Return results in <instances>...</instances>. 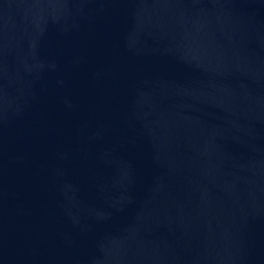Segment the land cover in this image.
I'll list each match as a JSON object with an SVG mask.
<instances>
[{
	"label": "water",
	"instance_id": "95a60500",
	"mask_svg": "<svg viewBox=\"0 0 264 264\" xmlns=\"http://www.w3.org/2000/svg\"><path fill=\"white\" fill-rule=\"evenodd\" d=\"M0 264H264V0H0Z\"/></svg>",
	"mask_w": 264,
	"mask_h": 264
}]
</instances>
